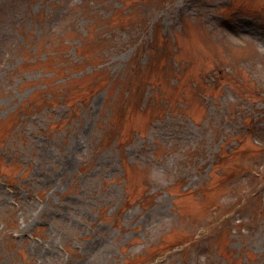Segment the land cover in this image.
Wrapping results in <instances>:
<instances>
[{"label": "rangeland", "instance_id": "obj_1", "mask_svg": "<svg viewBox=\"0 0 264 264\" xmlns=\"http://www.w3.org/2000/svg\"><path fill=\"white\" fill-rule=\"evenodd\" d=\"M0 264H264V0H0Z\"/></svg>", "mask_w": 264, "mask_h": 264}]
</instances>
